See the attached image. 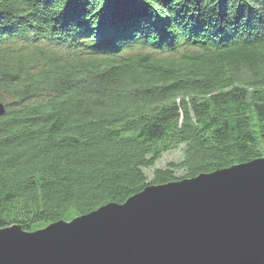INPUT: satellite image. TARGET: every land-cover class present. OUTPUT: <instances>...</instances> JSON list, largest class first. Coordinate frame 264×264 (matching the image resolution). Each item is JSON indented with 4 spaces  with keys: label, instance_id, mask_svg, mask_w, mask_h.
Here are the masks:
<instances>
[{
    "label": "trees",
    "instance_id": "16d2710c",
    "mask_svg": "<svg viewBox=\"0 0 264 264\" xmlns=\"http://www.w3.org/2000/svg\"><path fill=\"white\" fill-rule=\"evenodd\" d=\"M0 102V227L263 157L264 0H0Z\"/></svg>",
    "mask_w": 264,
    "mask_h": 264
},
{
    "label": "water",
    "instance_id": "95a60500",
    "mask_svg": "<svg viewBox=\"0 0 264 264\" xmlns=\"http://www.w3.org/2000/svg\"><path fill=\"white\" fill-rule=\"evenodd\" d=\"M0 264H264V156L35 231L0 227Z\"/></svg>",
    "mask_w": 264,
    "mask_h": 264
},
{
    "label": "rangeland",
    "instance_id": "374dc122",
    "mask_svg": "<svg viewBox=\"0 0 264 264\" xmlns=\"http://www.w3.org/2000/svg\"><path fill=\"white\" fill-rule=\"evenodd\" d=\"M182 148H183V146L179 145L175 149H172L170 151L165 152L161 156V158L155 162V164L153 166L148 167V168H144L145 174L148 177H150L153 169L163 168L166 166V164L168 162H171V161H175V162L179 161L181 159V156H182ZM181 173H182L181 171H176L175 174H176V176H179V175H181Z\"/></svg>",
    "mask_w": 264,
    "mask_h": 264
},
{
    "label": "bare ground",
    "instance_id": "6f19581e",
    "mask_svg": "<svg viewBox=\"0 0 264 264\" xmlns=\"http://www.w3.org/2000/svg\"><path fill=\"white\" fill-rule=\"evenodd\" d=\"M101 24V23H100ZM160 24V23H159ZM184 25H186L187 27H189V24L188 23H185ZM97 31H96V34H93L92 35H97L99 37H108V31L105 29L106 27H103L102 29L100 28V25L97 26ZM112 27V26H111ZM157 27V26H156ZM161 26L159 25L157 28H160ZM113 29V28H112ZM166 29H169V28H166ZM175 29H177V26L175 27ZM110 31V30H109ZM71 33V32H70ZM164 34V33H163ZM181 37H183V34L180 35ZM57 38H61V37H58V36H55Z\"/></svg>",
    "mask_w": 264,
    "mask_h": 264
}]
</instances>
